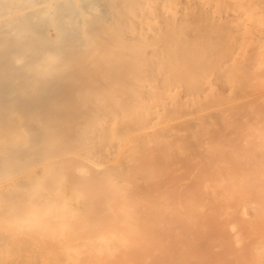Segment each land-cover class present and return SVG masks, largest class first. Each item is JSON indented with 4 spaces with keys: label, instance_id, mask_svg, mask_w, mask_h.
I'll list each match as a JSON object with an SVG mask.
<instances>
[{
    "label": "bare ground",
    "instance_id": "obj_1",
    "mask_svg": "<svg viewBox=\"0 0 264 264\" xmlns=\"http://www.w3.org/2000/svg\"><path fill=\"white\" fill-rule=\"evenodd\" d=\"M159 1L0 0V264H264V0Z\"/></svg>",
    "mask_w": 264,
    "mask_h": 264
},
{
    "label": "rangeland",
    "instance_id": "obj_2",
    "mask_svg": "<svg viewBox=\"0 0 264 264\" xmlns=\"http://www.w3.org/2000/svg\"><path fill=\"white\" fill-rule=\"evenodd\" d=\"M161 1H163V2L165 1V2H166V0H161ZM161 1H159V2L157 3V6H158V7L155 5L156 8H157V10H156V11H157L156 14H154V15L151 14V16H155V15H157V14H159V16H165L166 13H164V12H166V10H163V9H162V7H161L162 5L160 6V2H161ZM167 1H168V0H167ZM169 1H170V3H168V4H169L170 8H169V6H168L167 3H164V6H163V8H164V7H166V9L168 8V10H167L168 13H169V10H170V11H171V10L173 11L172 8H174V6L176 5V3L179 2V4H177V6L180 5V7L178 8V7L176 6V7L174 8V9H176V8L179 9V10H174V12H175V11H178V12H176L175 14L178 15V13H179V16L182 17V16H184V15H186V14L188 15V13L190 12L193 16H194V15L197 16V14H193V13H192V12H195V13H199L198 17H196V19L198 18L199 20H200L201 18H203V19H204V18H205V19L207 18V17L202 16V15L200 16V11H201V9H202L203 7H205L204 4H205L206 2L209 3V2H213V1H215L214 4H216V3L218 2L217 0H210V1H209V0H207V1H206V0H203L204 2L201 1V0H196V1H195V0H193V1H192V0H189V1L186 0V2H183V0H176V1H175V0H172L173 2H172L171 0H169ZM169 1H168V2H169ZM174 1H175V2H174ZM184 1H185V0H184ZM191 1L195 4V6H196V4H198V8H197V10H196L194 4H193V3H190ZM199 1H200V2H199ZM223 1L226 2V0H223ZM223 1H222V2H223ZM236 1H237V0H236ZM236 1H234V0H229V1H227V2H229V4H230V2L232 3V5H230V6H232V7H230V8H233V9H236V10H237L238 7H239V6H237V3L240 2V4L242 5V4L245 3L246 0H245V1H243V0H239L237 3H236ZM242 1H243L244 3H243ZM251 1H254V0H249V2H251ZM180 2H182L183 4H181ZM187 2L189 3V5L191 4V6H190L189 8H191V7L193 6V8H191V9H193V10L195 9L196 11H190L191 9L189 10V8H188L189 5H188ZM195 2H196V3H195ZM201 2H202V4H200ZM222 2L220 1V3H222ZM241 2H242V3H241ZM246 2H248V1H246ZM174 3H175V4H174ZM184 3H185V4L187 3V4H186L187 7H185V8H184V6H186V5H185ZM203 3H204V4H203ZM220 3L218 2L216 5H217V6H220V5L222 6L223 4H220ZM233 3L236 4V6H237L236 8H234L235 5H233ZM161 4H163V3L161 2ZM171 4H172V5H171ZM192 4H193V5H192ZM210 4H212V3H210ZM218 4H220V5H218ZM224 4H225V3H224ZM229 4H228V5H229ZM240 4H238V5H240ZM201 5H202V6H201ZM203 5H204V6H203ZM228 5L226 4V6H228ZM241 5H240V7H242ZM153 6H154V5H153ZM171 6H172V7H171ZM199 6H201V7H199ZM196 7H197V6H196ZM228 7H229V6H228ZM240 7H239V8H240ZM244 7H245V6H244ZM246 7H247V5H246ZM154 8H155V7H154ZM159 8H160V11H158ZM218 8H219V7H218ZM248 8H249V7H248ZM248 8H247V10H248ZM180 9H181L182 12L180 11ZM183 9H184V10H183ZM185 9H186V11L188 10V11H187L188 13H186V14H184V13L186 12ZM198 9H199V10H198ZM233 9H230V11L233 10ZM240 9H241V8H240ZM254 9H255V8H254ZM154 10H155V9H154ZM161 10H162L163 12H162ZM218 10H219V9H218ZM218 10H217V11H218ZM223 10L225 11V6H224V9H223ZM172 11H171V12H172ZM183 11H185V12H183ZM224 11H223V13H226V12H224ZM226 11H229V10H227V8H226ZM259 11H260V10H258V12H259ZM263 11H264V10H263ZM160 12H161L162 15L160 14ZM220 12H221V11H220ZM250 12H251V11H250ZM254 12H256L255 15H257V11H254ZM261 12H262V10H261ZM149 13H151V12H149ZM149 13L147 14V16H148L147 19L151 20V19L149 18V17H150V14H149ZM181 13H182V14H181ZM170 14H171V13L166 14V15L169 16ZM191 14H189V15H191ZM171 15H172V14H171ZM171 15H170V16H171ZM181 15H182V16H181ZM189 15H188V16H189ZM192 15H191L189 18H191ZM253 15H254V14H253ZM258 15H260V14H258ZM258 15H257V17H259ZM262 15H263V12H262ZM262 15H261V17H262V20H263V22H264V19H263L264 16H262ZM172 16H173V15H172ZM195 16H194V18H195ZM199 16H200V17H199ZM184 17H185V16H184ZM192 18H193V17H192ZM154 19H155V18H154ZM209 19H210V18H209ZM257 19L261 20L260 17L257 18ZM152 20H153V18H152ZM152 20H151V21H152ZM153 21H154V20H153ZM192 21H194V19H192ZM155 22H156V21H155ZM263 22H262V21H261V23L259 22V24H260L261 26L258 25V26H259V29H258V30L254 27L255 24L252 25V28H253V27L255 28V30H254V29H253V30H254V31H259V30H260V27H261V29H263V28H262V27H264V25H263L264 23H263ZM257 23H258V22H257ZM262 23H263V24H262ZM154 24H155V23H153V25H154ZM256 25H257V24H256ZM262 25H263V26H262ZM258 26H257V27H258ZM250 29H251V28H250ZM253 30H252V31H253ZM231 32H233V31H230V33H231ZM191 33H193V32H191ZM191 33H190V36L192 35ZM233 33H234V32H233ZM237 33H238V32H237ZM254 33H256V32H254ZM55 34H56V32L53 31V30L50 32V35H51V36H55ZM222 34H223L224 37H222V36H219V37H222L223 39H225L226 35H224V33H222ZM234 34H236V33H234ZM193 35L197 36L198 34H193ZM193 35H192L191 37H193ZM209 35H210V34H209ZM229 35H231V34H229ZM240 35H241V34H240ZM198 36H199V35H198ZM200 36H201V35H200ZM200 36H199V38H200ZM227 36H228V35H227ZM233 36H234V35H233ZM233 36H232V38H234L236 35H235L234 37H233ZM237 36H238L239 38L236 37V39L238 38V39L240 40V38H242V37H240L238 34H237ZM211 37H212V36H211ZM193 38H195V37H193ZM217 38H218V37H217ZM226 38H227V37H226ZM189 39H190V37H189ZM196 39H197V37L195 38V41H196ZM214 39H215V38H214ZM218 39H219V38H218ZM220 39H221V38H220ZM229 39H231L230 36H229ZM243 39H245V38H243ZM191 40H192V39H191ZM191 40H190V41H191ZM199 40H200V39H199ZM216 40H217V39H216ZM221 40H222V39H221ZM232 40H234V39H232ZM232 40H228V41H230L231 43L235 42V40H234V41H232ZM239 40H236V41H239ZM241 40H242V39H241ZM245 40H246V39H245ZM248 40H249V39H248ZM192 41H193V40H192ZM195 41H194V42H195ZM197 41H198V40H197ZM239 42H240V41H239ZM242 42H244V41H242ZM242 42H240V43H242ZM237 43H238V42L235 43V44H236L235 47H239V46H237V45H238ZM240 43H239V45H240ZM245 43H246V41H245ZM230 46H231V45H230ZM241 46L243 47L244 44H243V45H240V47H241ZM225 47H226V46H224V48H225ZM235 47L233 46V49H234ZM242 47H241V48H242ZM251 47H252V46H251ZM251 47H250V52H251V53L248 54V53H249V52H248L247 54H248L249 56L247 55V57L249 58V57L251 56L250 58H252V60L250 59V63L247 64L248 67L245 66V68L247 67L246 70L248 69L247 71H249V73H250V71H251V73H250V74L247 73L246 76H244L245 73H246V71H245V73H243V74H241V75H243V76H242L243 78L246 77V78L244 79V80H246L245 82H246V84H247V86H245L246 89L248 88L247 90L250 89V91H251V88H252V90H253L254 92H252V93L250 92L251 94H249V91L246 90V92L248 93V94H247L244 90H243V91H244L248 96H252V95L255 96V94H256V96H257V94H258V95H261V94L264 93V91L261 90V89L264 87V84H263V83H264V81H263V80H264V77H262V76H264V73H263V71H264V66H263V65H264V64L261 63V62H263V61L261 60V55H260V57H257V56H259V55H256V53L253 52V50H254L255 48L253 49V47H252V51H251ZM222 48H223V47H222ZM243 48H245V47H243ZM243 48H242V49H243ZM247 48H248V47H247ZM218 49H219V48H218ZM230 49H232V47H231ZM239 49H240V48H239ZM239 49H238L237 52H240V53H241V50L239 51ZM219 50H221V47H220ZM235 50H236V49H235ZM255 50H256V49H255ZM255 50H254V51H255ZM242 51H244V50H242ZM245 51H246V48H245ZM248 51H249V48H248ZM256 51H257V50H256ZM256 51H255V52H256ZM230 52H232V50H231ZM234 52H236V51H234ZM224 53H225V51H224ZM243 53H244V55H245V52H242V54H243ZM253 53H254V57L251 55V54H253ZM233 54H234V55H232V53H230V55H232V56H236L235 53H233ZM238 54H239V53H238ZM242 54H240V55H242ZM227 55H229V53H227L226 56H227ZM226 56H225V57H226ZM232 56H230L229 58H231ZM237 56H238V55H237ZM237 56H236V57H237ZM227 57H228V56H227ZM242 57H243V56H241V61H242V64H241V65H239L240 60L238 61L239 63L237 62L238 64H236V62L234 61V64H236V66H237V65H239V66H244V65H245V64H244L245 60H243L244 58L242 59ZM244 57H245V56H244ZM256 57H257V58H256ZM232 58H233V57H232ZM234 58H235V57H234ZM253 58H254V59L256 58V60H254ZM262 58H264V56H263ZM221 59H222V58H221ZM221 59H218V60L220 61ZM238 59H239V58H238ZM245 59H247V58L245 57ZM259 59H260V61H259ZM225 60H226V61H224V62H223V60L221 61L220 66H223L224 63L227 64V63L229 62V60H227L226 58H225ZM236 60H237V59H236ZM257 60H258V61H257ZM263 60H264V59H263ZM230 61H231V60H230ZM232 61H233V60H232ZM243 61H244V62H243ZM253 61H254V62H253ZM217 62H218V61H217ZM256 62L260 63L259 65L262 64V66H259V68H258V65L256 64ZM246 63H247V62H246ZM217 64H219V62H218ZM222 64H223V65H222ZM229 64H230V62H229ZM229 64H228V65H225L226 67L224 66L225 69L222 67V69H223V70L221 69V70H222V73L224 72V70H225V71H226V70H227V71H230V70H228V69H231L232 67H228ZM232 64H233V63H232ZM234 64H233V67H235ZM243 64H244V65H243ZM250 64H252V66H251ZM255 65H256V67H255ZM253 66H254V67H253ZM249 67H250V68H249ZM251 67H252V69H251ZM218 68H219V67H218ZM218 68H217V69H218ZM220 68H221V67H220ZM220 68H219V70H220ZM257 68H258V69H257ZM260 68H261V69H260ZM262 68H263V69H262ZM256 69H257V70H256ZM233 70H234V68H232V71H233ZM216 71H217V70H216ZM216 71H215V77L213 76V73H212V75H211L212 78L210 77L211 79H210V78H209V79H210L211 81H216V78H217V80H218L217 83H216V82H213V83L216 84V85L214 84V88L218 87L217 85L220 84V87H218V88H223V89H218V88H216V89L222 91V92L220 91V94H221V95L223 94L222 96H226V95L228 96V94H229L228 92H230L229 90H230V89L232 90V88H230L231 86H227V85H230V83L227 82V83H228V84H227L226 81H229L230 79H229L228 76H227V78H228L229 80H227L226 78H224V76H223V77H220V75H218V72H220V71H217V73H216ZM257 71H258V74H260V73H262V74H260L259 76H257V75H258V74H257ZM236 72H238V71H236ZM225 73H226V72H225ZM233 73H234V71H233ZM252 73H253V74H252ZM254 73H255V74H254ZM219 74H221V73H219ZM235 74H236V73H235ZM237 74H238V73H237ZM237 74L235 75V76H236V79H240V80H242L240 77L237 78ZM217 75H218V77L222 78L223 80L226 79L225 83H222V82H223L222 79H221V83H219L220 78H218ZM223 75H224V73H223ZM226 75H227V74H226ZM247 75H248V76H247ZM251 75H252V77H251ZM209 76H210V75H209ZM221 76H222V75H221ZM231 77H232V76H231ZM248 77H250V78H248ZM261 77H262V81L260 80ZM206 78H207V77H206ZM213 78H214V80H213ZM234 78H235V77H234ZM247 78H248V80L250 79L251 81L249 80V81L247 82ZM209 79H207V80L209 81ZM231 79H233V77H232ZM253 79H255V80H253ZM204 80H206V79L204 78ZM233 80H235V79H233ZM233 80H232V81H233ZM256 80H258L259 82L256 81ZM211 81H209V83H210ZM236 81H237V80H236ZM242 81H243V80H242ZM205 82H206V81H205ZM234 82H235V81H234ZM257 82H258V83H257ZM211 83H212V82H211ZM213 83H212V85H213ZM223 84H224V85H223ZM243 84H244V81H243ZM249 84H250L251 86H250ZM261 84H262V85H261ZM206 85H207V84L205 83V85H204V92L206 91V90H205V88L207 87ZM209 85H210V84H208V86H209ZM221 85H222V86H221ZM248 85H249L251 88H249ZM255 85H256V86H255ZM215 86H216V87H215ZM253 86L256 87V88H254ZM260 86H261V87H260ZM225 87H227V88H225ZM208 88H210V87H208ZM208 88H207V89H208ZM228 88H229V89H228ZM257 88L261 90V91H260L261 94H259V92H258L259 90H258ZM224 89H225V90H224ZM234 89H236V88H234ZM234 89H233V90H234ZM237 89H238V88H237ZM210 90H211V89H210ZM263 90H264V88H263ZM256 91H257V93H256ZM235 92H236V91H235ZM233 93H234V92H233ZM245 93H244V95H243V92L241 93V91H240V93L237 92V93H234V94H235V95L237 94L238 96H240V94H242V96H245ZM254 93H255V94H254ZM202 94H203V95H202ZM202 94H201V95H198V96H201V97L204 96V97H205V94H206V93H203V92H202ZM231 94H232V91H231ZM231 94H229V96H230ZM206 95L210 96L211 93H210V95H209L208 92H207ZM235 95L232 94L231 96H235ZM247 95H246V96H247ZM194 96H196V95H194ZM227 96H226V97H227ZM202 99H203V97H202ZM210 106H212V107H210ZM210 106H208V107H210L211 109L215 108L214 105H210ZM197 108H198V107H197ZM197 108L194 109V107H193V109H194L195 112H196V109H197ZM205 108H206V107H205ZM193 109H191L192 112H194ZM207 109H208V108H207ZM198 110H199V109H198ZM202 110L204 111V108H203ZM213 110H214V111H213ZM213 110H211L212 113H211V115H209L208 118H211L212 116L215 117V114L213 113V112H215V109H213ZM206 111H207V110H206ZM206 111H205V112H206ZM208 111H209V110H208ZM197 112H198V111H197ZM201 112H202V111H200V113H201ZM198 113H199V112H198ZM196 114H197V113H195V115H196ZM201 114H203V113H201ZM199 115H200V114H199ZM199 115H198V116H199ZM204 115H205V114H203L202 117H203ZM206 115H208V112H207ZM192 116H193V114H192ZM210 116H211V117H210ZM189 117H190L189 120H191V115H190ZM193 117H195V116H193ZM193 117H192V118H193ZM204 117L207 118L206 116H204ZM204 117H203V118H204ZM184 118H185V119H188V115L185 116ZM212 118H213V117H212ZM190 122H191V121H190ZM193 123H194V121H192V124H193Z\"/></svg>",
    "mask_w": 264,
    "mask_h": 264
}]
</instances>
